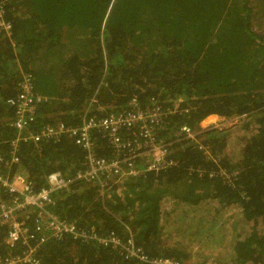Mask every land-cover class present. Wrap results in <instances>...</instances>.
Here are the masks:
<instances>
[{"label":"trees","instance_id":"1","mask_svg":"<svg viewBox=\"0 0 264 264\" xmlns=\"http://www.w3.org/2000/svg\"><path fill=\"white\" fill-rule=\"evenodd\" d=\"M254 7L252 0H8L12 33L0 32V150L7 152L15 135L6 99L18 92L23 71L49 97L37 128L79 125L96 94L107 110L134 95L143 105L183 98L188 111L169 119V131L182 124L198 131L211 114L241 117L232 129L173 144L175 163L159 172L125 179L124 188L103 195L98 185L78 181L49 206L124 239L128 225L146 254L264 264V33L254 28ZM98 154H111L103 141ZM84 155L66 137L23 143L21 167L38 189L52 171L83 168ZM6 233L0 227L2 256ZM37 254L45 264H148L71 237L45 240Z\"/></svg>","mask_w":264,"mask_h":264},{"label":"built area","instance_id":"2","mask_svg":"<svg viewBox=\"0 0 264 264\" xmlns=\"http://www.w3.org/2000/svg\"><path fill=\"white\" fill-rule=\"evenodd\" d=\"M7 2L0 0V32L11 35L12 24L5 18ZM18 87V92L6 99V104L14 110L9 126L15 130V135L8 141L7 152L0 150V227L7 229L5 245L8 248L5 256L0 255V264H45L37 254L42 243L66 237L93 241L148 264H190L169 256L146 254L128 225L125 227L129 235L124 239L115 230L103 233L95 226L85 227L77 220L66 219L49 205L54 204L56 194L69 192L71 185L78 181L98 185L103 195L125 179L159 172L175 163L169 157L173 144L183 140L199 142L198 136L204 130L227 129L241 117L211 114L200 122L198 131L187 124L169 131V119L179 111H188L183 98L170 105L155 99L143 105L134 95L125 106L107 110L96 94L85 107L79 125L60 122L37 128L34 125L38 121L39 108L49 98L36 90L30 71L22 72ZM64 137L84 150V167L73 175L52 171L44 185L36 189L21 167V145L60 141ZM100 141L111 150L109 156L98 154ZM200 148L210 154L202 145ZM219 174L231 180L224 169H219ZM118 188L124 187L120 184ZM19 248L22 250L15 254L14 249Z\"/></svg>","mask_w":264,"mask_h":264},{"label":"crops","instance_id":"3","mask_svg":"<svg viewBox=\"0 0 264 264\" xmlns=\"http://www.w3.org/2000/svg\"><path fill=\"white\" fill-rule=\"evenodd\" d=\"M252 3L255 5L253 12L254 28L256 31L264 33V6H261L262 4H264V0H252Z\"/></svg>","mask_w":264,"mask_h":264},{"label":"rangeland","instance_id":"4","mask_svg":"<svg viewBox=\"0 0 264 264\" xmlns=\"http://www.w3.org/2000/svg\"><path fill=\"white\" fill-rule=\"evenodd\" d=\"M240 122V120L238 121V123ZM238 123L236 122V123H234V124H232L229 128H234V127H237V125H238ZM229 128H227V129H229ZM190 261V260H189ZM191 262V261H190ZM189 262V263H190ZM214 263H217V262H214Z\"/></svg>","mask_w":264,"mask_h":264}]
</instances>
